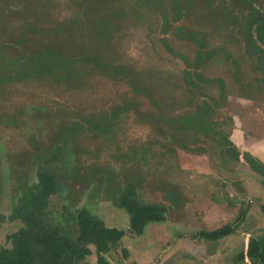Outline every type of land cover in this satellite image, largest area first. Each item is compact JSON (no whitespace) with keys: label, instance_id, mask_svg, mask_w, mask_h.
Here are the masks:
<instances>
[{"label":"rangeland","instance_id":"1","mask_svg":"<svg viewBox=\"0 0 264 264\" xmlns=\"http://www.w3.org/2000/svg\"><path fill=\"white\" fill-rule=\"evenodd\" d=\"M43 1L48 4L40 12L10 16L3 27L0 23V31L18 32L26 21L53 27L55 34L39 36L37 41L56 40L70 45L71 50L74 42L86 48L91 43L112 63L132 71L137 83L95 73L74 90L50 79L7 85L5 98L0 97V116L11 122L0 124V215H9L15 188L25 181L27 169L19 163H26L34 153L42 154L41 148L54 144L66 127L80 124L77 133L68 136V143L56 142L62 152L52 166L59 167L61 182L50 211L62 237L74 239L75 216L82 208L107 227L127 233L131 215L106 200L104 182L109 176L125 188L135 176L136 200L165 207L166 221L148 225L140 237L126 234L107 255L110 262L249 264L234 259L246 248L250 236L264 232V216L259 210L264 186L262 178L252 174L245 163L231 164L237 150L222 141L228 140L232 120L238 126L244 124L247 139L261 135L257 131L264 123V82L252 55L245 51L241 34L249 10L240 1L226 0L231 14L227 27L223 23L229 12L219 7L225 0H191V12L184 10L166 29L157 9L146 6L144 0L135 4L127 0L115 4L111 27L101 33L88 23L92 22L85 14L84 0ZM161 1L167 8L168 1ZM255 1L256 6H264V0ZM182 32L185 36L198 33L202 50L212 57L200 59L201 47L183 38ZM4 39L0 37V44ZM6 53L5 60L14 57L16 50ZM200 60L205 62L198 64ZM5 64L0 59V66ZM91 67L94 65L86 66V73ZM189 82L199 83L215 98L185 89ZM244 84L258 88L255 100L237 96ZM221 90H225L224 96H218ZM200 108L207 112L200 113L205 117L203 124L206 121L222 137L212 138L218 142L212 147L204 138L188 135L182 126L192 124L193 114ZM157 127H171L173 140L158 133ZM219 152L224 158L220 161ZM240 188L243 193L237 196ZM225 225H231L234 233L218 242L199 236ZM21 226L19 221L1 224L0 247H9L7 236ZM123 248L129 251L127 260L121 256ZM84 264H96L95 254Z\"/></svg>","mask_w":264,"mask_h":264},{"label":"trees","instance_id":"2","mask_svg":"<svg viewBox=\"0 0 264 264\" xmlns=\"http://www.w3.org/2000/svg\"><path fill=\"white\" fill-rule=\"evenodd\" d=\"M52 1L54 0H48V2ZM123 1L127 0H84L85 14L92 22L88 23L99 27L101 33H107L115 15L113 8L116 3ZM138 1L141 0H133L132 4ZM167 1L168 9L161 0H144L146 6L157 9L158 13L161 12V16L164 18L162 24L166 29L169 27L170 20H175L178 15L180 18L184 14V10L190 13L192 9L191 0ZM235 1H240L241 3H238L244 9L249 10V14L245 18L244 31L241 33L242 39L245 44V51L248 50L249 54L252 55L257 72L261 75L260 80L264 82V6H256L255 0ZM29 2L30 5L27 4ZM226 2L225 0L219 5L222 11L229 12V17L223 23L224 25L229 22L231 17ZM47 4V1L43 0H0L1 26H4L5 19L9 20L10 16L21 17L28 14L27 11L40 12ZM24 5L29 7L25 9ZM21 8L22 11H20ZM82 9L84 11L83 7ZM1 26L0 29H2ZM227 27L230 26L227 24ZM52 28L50 26L40 27L36 21H26L18 27L21 29L18 32H7L5 29L0 31V37L5 38L0 44V59L6 62L5 65L0 66V97L5 98L7 85L28 81L27 79L33 81L54 80L59 85H64L68 90L82 88L88 75L95 73L114 79H122L129 83H137V80L132 77V71L112 63L105 53L96 51V47L91 43H87L86 48L74 42L72 50L70 45L64 46L56 40L39 43L36 39L39 36L47 37L50 34H55L54 32L57 30ZM182 35L183 38L195 41L202 50V38L198 33L188 32V35L185 36V33L182 32ZM11 50H16V55L5 60L6 52ZM249 54L247 53V55ZM212 55L211 52L205 50L198 53L200 59H210ZM200 62L205 61H197L198 64ZM88 64H93L94 67H91L87 74L85 68ZM253 88L256 87L244 84L241 87L242 93L237 96L244 100H255L253 98L258 88ZM185 89L202 97L215 98L211 94L212 92L201 88L199 83H186ZM224 91L221 90L218 96H224L226 94ZM209 106L210 104H208ZM200 113L207 114L206 108H200L198 113L193 114L192 124L190 121L188 125H182L190 132L188 135L194 134V137L198 139L211 130L206 121L204 124L201 121L205 117H200ZM0 117V124L4 125V122L8 120ZM198 117L200 118L198 119ZM210 117L211 114L207 119L208 121H210ZM8 123L11 124L10 121ZM93 124L95 123H92L91 126H94ZM78 128H80V124L66 127L61 133V138H57L56 142L61 140L68 143V136L77 133ZM162 129L157 127L156 131L172 138L171 127ZM56 142L50 143L48 148H41L40 152L43 155L34 153L28 156L26 163H19L22 168H25L24 170L27 169L25 181L15 188L11 211L8 216L0 215V225L8 221H19L22 226L7 236L9 247H0V264H84L85 260L92 254L96 256V264H118L110 262L107 255L119 247L126 234L132 237H140L148 225L164 223L166 221V208L158 205L141 204L136 200L135 176L130 178L125 188L117 186L107 176L106 182H104L106 200L116 209L125 210L131 215L127 233L123 230L107 227L98 216L88 209L82 208L75 216L74 239L62 237L59 229L54 227L52 223L50 211L51 200L58 193L61 182L59 167H52L56 161H59L62 152L61 147H58ZM242 158L250 171L262 178L261 183L264 186V163L248 152H244ZM237 183L239 182L237 181ZM242 193L243 189L240 188L239 192L235 194L239 196ZM259 210L264 216V203L260 205ZM233 233L234 230L231 225H225L210 233L200 232L199 236L208 242H218ZM121 256L123 260H127L129 251L126 248L121 249ZM234 260L236 262L248 261L249 264H264V232L260 235L250 236L246 248Z\"/></svg>","mask_w":264,"mask_h":264},{"label":"crops","instance_id":"3","mask_svg":"<svg viewBox=\"0 0 264 264\" xmlns=\"http://www.w3.org/2000/svg\"><path fill=\"white\" fill-rule=\"evenodd\" d=\"M262 110H263L262 114L264 115V109H262ZM212 116L213 115H211V117ZM236 122L237 121L234 122V120H232V122H231L232 127H230L229 130H227L229 137L228 138L226 137V139H228V140L224 141L222 139V141L224 143H226L228 146H230V147L234 146V149L237 150V151L234 150V151H236L235 154L233 153V156L235 157V159L232 157L230 158L231 164H233V165L235 164L234 166L237 167V165L239 163H241V162L244 163L243 158H242V154L244 152L250 153L253 157L259 159L261 162L264 163V123H262L263 127H262L261 131L260 130L257 131V132L261 133V135L259 134L258 136H256L253 139H247V133H246V131L243 130L244 124H242L241 126H238L239 124H238V122L237 123ZM219 135H220L219 130L213 129V130L208 131L207 134L201 135L200 138H204V140L206 142H208V145H210L212 147V144L218 143L217 141H214L212 138H214V137L222 138ZM219 153L220 154L218 156V160L220 161L224 158L222 157V152H219ZM215 157L217 158V155ZM248 169H249V167H248ZM130 254H132V253H130Z\"/></svg>","mask_w":264,"mask_h":264}]
</instances>
